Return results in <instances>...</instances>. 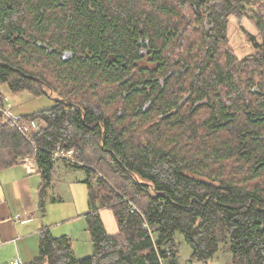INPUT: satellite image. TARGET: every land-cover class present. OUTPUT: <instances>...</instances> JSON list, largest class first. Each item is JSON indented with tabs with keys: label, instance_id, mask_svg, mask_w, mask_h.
I'll return each instance as SVG.
<instances>
[{
	"label": "trees",
	"instance_id": "16d2710c",
	"mask_svg": "<svg viewBox=\"0 0 264 264\" xmlns=\"http://www.w3.org/2000/svg\"><path fill=\"white\" fill-rule=\"evenodd\" d=\"M231 18L253 49L243 59ZM4 86L53 105L14 114L35 124L30 140L0 112V170L33 158L41 208L58 161L87 173L94 253L46 229L30 264H180L179 233L194 261L225 245L233 264H264V1L0 0L8 110ZM57 147L76 162L53 160Z\"/></svg>",
	"mask_w": 264,
	"mask_h": 264
},
{
	"label": "rangeland",
	"instance_id": "374dc122",
	"mask_svg": "<svg viewBox=\"0 0 264 264\" xmlns=\"http://www.w3.org/2000/svg\"><path fill=\"white\" fill-rule=\"evenodd\" d=\"M243 27L249 34L256 36L257 39L261 41L257 30L249 20L246 19L243 22ZM228 36L230 38V45L235 50L239 59H243L253 53V49L248 43L247 36L234 18L230 19ZM2 90L6 94L8 103L12 107L11 113L13 115H28L48 109L53 105V102L48 98H33L29 93L13 94L9 91L7 86H4ZM7 107L9 110L10 106ZM7 119L6 117V120ZM31 126L33 129L32 132L35 133V124H31ZM61 163L62 164H57L55 166L52 186L48 189V199H46L45 204L46 216L44 221L47 224L53 225V232L54 235H57L56 237L62 236V231L72 230L75 227V236L71 237L75 256L78 258L88 257L94 253V247L89 231L87 229L86 232L83 231V221H79L80 217L85 218L84 215L88 212L89 208L88 188L87 185L82 182L87 178V173L85 170L70 166L63 161H61ZM101 212H103L101 216L107 232L110 235L117 234L118 225L113 211L111 209H103ZM84 222L88 228L86 218ZM175 240L179 247L180 264H233L232 253L225 245L221 246L220 251L212 262L203 263L191 259L193 250L187 243L184 235L181 233L177 234Z\"/></svg>",
	"mask_w": 264,
	"mask_h": 264
},
{
	"label": "crops",
	"instance_id": "0c3cea01",
	"mask_svg": "<svg viewBox=\"0 0 264 264\" xmlns=\"http://www.w3.org/2000/svg\"><path fill=\"white\" fill-rule=\"evenodd\" d=\"M7 104L10 105L8 100ZM57 164L62 163L58 161L55 166ZM41 184L38 171L29 174L23 164L0 170V264H30L39 255L40 236L46 229L59 238L54 235L53 225L44 221L46 209L45 206L41 208L39 201ZM79 221H83L82 230L86 232L85 218L80 217ZM75 232L74 227L62 231L60 237L71 239Z\"/></svg>",
	"mask_w": 264,
	"mask_h": 264
},
{
	"label": "built area",
	"instance_id": "2783aa9c",
	"mask_svg": "<svg viewBox=\"0 0 264 264\" xmlns=\"http://www.w3.org/2000/svg\"><path fill=\"white\" fill-rule=\"evenodd\" d=\"M0 112H3L6 115V117L16 125L18 130L24 135L25 138H27L28 140L31 139L30 137L33 134V132H32L33 129H32L31 124L20 122L18 120V117L9 114L7 109L4 110V109L0 108ZM52 155H53V160L64 159V160H67V161L72 162V163L76 162L74 157H73L74 150H66V149H63L61 147H57ZM23 165L29 174L37 173V165H36L35 161L33 160V158L27 157L23 161ZM146 227H148V226L146 225ZM14 264H24V263L23 262H16Z\"/></svg>",
	"mask_w": 264,
	"mask_h": 264
}]
</instances>
